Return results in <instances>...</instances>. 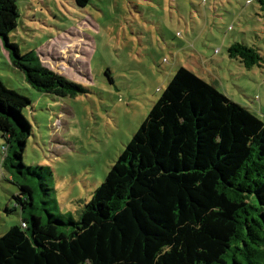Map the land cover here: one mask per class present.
<instances>
[{"label":"trees","instance_id":"1","mask_svg":"<svg viewBox=\"0 0 264 264\" xmlns=\"http://www.w3.org/2000/svg\"><path fill=\"white\" fill-rule=\"evenodd\" d=\"M19 17L16 0H0L11 64L40 92H85L10 41ZM228 52L247 68L264 60L238 41ZM30 104L0 78L2 166L21 187V221L0 235V264H264V119L254 110L180 66L75 219L36 201L22 160Z\"/></svg>","mask_w":264,"mask_h":264},{"label":"rangeland","instance_id":"2","mask_svg":"<svg viewBox=\"0 0 264 264\" xmlns=\"http://www.w3.org/2000/svg\"><path fill=\"white\" fill-rule=\"evenodd\" d=\"M16 3L20 17L10 41L22 52L36 49L45 66L86 88L74 97L36 90L11 64L0 37V78L31 100L24 114L32 132L22 160L36 201L54 213L80 217L182 65L264 119V60L247 68L228 52L238 41L264 58V7L258 0ZM5 140L0 133V235L21 221L14 199L21 187L2 166Z\"/></svg>","mask_w":264,"mask_h":264},{"label":"crops","instance_id":"3","mask_svg":"<svg viewBox=\"0 0 264 264\" xmlns=\"http://www.w3.org/2000/svg\"><path fill=\"white\" fill-rule=\"evenodd\" d=\"M203 77V76H202ZM204 78H206V77H204ZM207 79V78H206ZM207 80H209V79H207ZM209 81H211V82H213L215 85H216V83L213 81V80H209ZM217 86V85H216Z\"/></svg>","mask_w":264,"mask_h":264}]
</instances>
